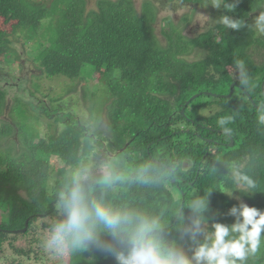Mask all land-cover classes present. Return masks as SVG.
I'll use <instances>...</instances> for the list:
<instances>
[{
    "label": "trees",
    "instance_id": "obj_1",
    "mask_svg": "<svg viewBox=\"0 0 264 264\" xmlns=\"http://www.w3.org/2000/svg\"><path fill=\"white\" fill-rule=\"evenodd\" d=\"M167 2L176 12L193 3L204 7L210 0L159 3L164 7ZM206 10L214 15L213 25L194 38L185 35L171 17L163 19V43L155 33L157 8L151 0L142 3L141 12L132 0H99L97 9L89 10L86 0H0V19L14 22L9 33L0 29L2 65L28 67L26 46L35 54L30 67L41 76L75 81L99 71L106 92L115 98L105 127L99 118L89 117L86 123L77 111L65 113L71 102L55 99L42 102L37 112L47 119L61 113L56 116L58 131L44 136L28 133L21 122L0 128L5 141L4 149L0 147V233L16 234L28 221L24 236L38 229L48 230L49 235L63 218L57 194L70 178V170L90 163L93 155L121 177L110 188L94 192V198L103 196L112 206L158 216L170 227L176 222L173 211L178 203L203 195L209 187L235 191L236 180L245 176L256 180L258 193L243 197L244 201L264 208V123L260 122L264 60L257 63L253 58L254 51L264 53V34L252 26L264 12V0H240L231 13L210 5ZM221 15L239 18L248 26L226 29L218 23ZM41 38L44 42H38ZM193 54L198 59L190 61ZM237 60L249 71L248 88L227 72ZM19 82L11 86L22 89L24 80ZM232 85L233 93L227 97ZM33 92L28 93L36 98ZM6 93L0 88V111L7 104ZM22 99H17L16 110L22 105L35 110V103L26 105ZM214 106V113L203 115ZM228 117L233 119L221 126L219 120ZM224 127L230 131L224 132ZM53 159L61 163L58 168H53ZM141 174L149 178L147 183L137 179ZM211 200L212 208L221 212L236 203L219 191ZM183 211L187 214L188 209ZM223 222L230 223L231 218L223 217ZM166 239L181 243L176 233ZM68 263L114 261L84 251L68 256ZM248 264H264V248Z\"/></svg>",
    "mask_w": 264,
    "mask_h": 264
},
{
    "label": "clouds",
    "instance_id": "obj_2",
    "mask_svg": "<svg viewBox=\"0 0 264 264\" xmlns=\"http://www.w3.org/2000/svg\"><path fill=\"white\" fill-rule=\"evenodd\" d=\"M239 2L210 0L206 7H223L231 13ZM218 23L237 31L248 26L230 15L219 16ZM252 26L264 34V12L255 17ZM233 75L241 87L250 86L251 77L242 60L235 62ZM260 111L264 112V105ZM231 119L221 118L219 124L224 126ZM260 122L264 123V115ZM223 131L230 130L224 127ZM120 179L119 173L110 168L97 177H92L84 165L75 169L57 194L63 218L51 227L50 235L42 242L45 252L63 259L93 251L105 259L111 258L114 264H248L264 248V208L250 206L243 199L258 193V184L252 178H238L235 191L209 187L203 195L178 203L173 211L176 222L171 227L169 221L158 216L115 207L103 196L92 195ZM137 179L144 183L149 180L142 174ZM217 191L236 201L226 212L212 208L211 196ZM223 217H230L231 222H223ZM172 233L178 235L181 243L166 239Z\"/></svg>",
    "mask_w": 264,
    "mask_h": 264
},
{
    "label": "rangeland",
    "instance_id": "obj_3",
    "mask_svg": "<svg viewBox=\"0 0 264 264\" xmlns=\"http://www.w3.org/2000/svg\"><path fill=\"white\" fill-rule=\"evenodd\" d=\"M98 1L99 0H86L88 10L97 9ZM132 1L134 2L137 11L141 12L142 3L146 0ZM151 1L157 8V21L154 26L155 33L157 34L160 42L165 43L162 35L163 33L161 34L160 26L163 24V19L167 17H171L175 24L181 27L185 35L193 38L194 36L203 33L206 29L213 25L214 15L211 14L210 11L206 10V6L201 7L193 3L190 5L188 4L182 9H178L176 12H173L170 10L168 2L167 4L165 3L166 6L162 7L159 3L160 0ZM184 17L189 18L188 23L183 22ZM13 24L14 22L6 23L0 19V29H6L8 33L12 29ZM167 28H165L166 32L168 31ZM18 42V46L22 50L23 41L20 40ZM38 42H44V40L41 38ZM24 47L25 49H23V52L26 51L25 60L28 61V67H25V69L19 67V63H14L7 67L5 64L2 65L0 62V88H4L6 90L8 97L7 104L0 111V128L8 124L19 125L21 122L24 125L25 131L28 133L37 134V132H41L43 134L42 136H44V134L49 133V131L50 133L58 131L57 128H59V123L56 121V116H60L61 113L47 119L41 116L40 112H37L41 111L38 109L40 105H42V102L43 104H49V100L52 101L55 99H60L62 102H65L66 100L71 102L67 104L66 112L64 111L65 113L77 111V113L79 112L81 115H79V117L81 119L84 118L86 123L89 117L92 121L99 118L102 120L105 127L108 122V109H110L113 105L115 98L108 95L106 92L108 88L104 83L101 72L97 71V73L93 74V72L89 70L90 73L85 75V80L79 78L75 81H71L63 76H56V78L43 77L38 70L30 67L35 56L34 52H31L32 50L27 49L26 46ZM253 58L257 63H261L264 60V53L262 50L254 51ZM188 59L190 61H194L197 60L198 57L193 54L188 57ZM227 72L234 79L233 74L235 72V66L228 67ZM1 76H5L4 79ZM20 79L24 80L23 88H13L12 86H17V84L20 83ZM23 89H25V91H23ZM29 90L34 91L33 93L36 94V98L30 97V93H28ZM17 99H22L25 104L31 103L32 105V103H35L36 111L24 105L21 106L20 110H16L15 105H18ZM12 108L15 109L13 110ZM216 109L217 108L215 106L208 110L205 109L203 115L212 114L216 111ZM84 114H86V117H83ZM38 115H40V117ZM48 125H50V128H48ZM4 143V138H0V147L2 146V149H4ZM17 150L15 151L18 152ZM101 163L105 164L103 159H96L95 155H93L91 162H87L85 164L83 163V165L90 170L92 177H97L102 175L105 168H107L106 165H102ZM59 164L61 163H59L58 160L53 159V168H58ZM75 169L77 168L71 169L70 174H72ZM97 172H99V174H96ZM1 214L2 213L0 211V223L2 220ZM23 233L24 232L21 231L16 234H12V232L11 234L0 233V264H69L68 256L60 259L54 254L45 252L42 242L50 235H48V230L40 231L38 229L35 234L31 233L28 237L24 236ZM32 236L35 238H31ZM38 237L40 240L37 239ZM34 255H39L40 259H33ZM29 258H31V261Z\"/></svg>",
    "mask_w": 264,
    "mask_h": 264
},
{
    "label": "water",
    "instance_id": "obj_4",
    "mask_svg": "<svg viewBox=\"0 0 264 264\" xmlns=\"http://www.w3.org/2000/svg\"><path fill=\"white\" fill-rule=\"evenodd\" d=\"M233 88H234V85L231 86V89H230V90H231V93H230L227 97H231V95H232V93H233V90H232ZM263 88H264V85H263ZM263 88H262V89H263ZM263 92H264V90H263ZM205 94H208V93H205ZM201 95H202V94L200 93V94H197V95L193 96V97L187 102L186 105H189L192 101L196 100V99L199 98ZM214 96L218 97V95H214ZM182 113H184V110L182 111ZM230 146H231V147L233 146V141H231ZM27 227H28V221L26 222V227L24 228V230H21V232H25V231H27ZM16 232L19 233L20 231H16Z\"/></svg>",
    "mask_w": 264,
    "mask_h": 264
}]
</instances>
